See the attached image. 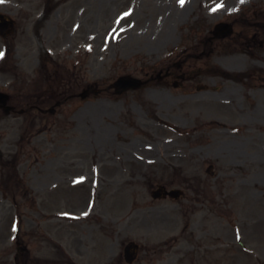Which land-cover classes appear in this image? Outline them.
Wrapping results in <instances>:
<instances>
[{"label": "rangeland", "instance_id": "374dc122", "mask_svg": "<svg viewBox=\"0 0 264 264\" xmlns=\"http://www.w3.org/2000/svg\"><path fill=\"white\" fill-rule=\"evenodd\" d=\"M0 12V264H129L131 240V264H264V0Z\"/></svg>", "mask_w": 264, "mask_h": 264}, {"label": "water", "instance_id": "95a60500", "mask_svg": "<svg viewBox=\"0 0 264 264\" xmlns=\"http://www.w3.org/2000/svg\"><path fill=\"white\" fill-rule=\"evenodd\" d=\"M0 23H3L5 25H7L9 23L12 24L13 22L8 17L3 16V15H0ZM215 30H216L215 31L216 34L219 31L228 32L229 31V27L228 26H225V25H218V26H216ZM138 83H139V80H137V79H132V78H129V77H124V78H121L118 81H116L114 85L119 90V89H123V88H128V87L136 86ZM180 192L181 191L178 190V189H172L171 191L167 192L164 189V187L159 186V188L156 191H153L152 195H153V197H163L167 193L170 196L177 197L178 194H180ZM136 250H137V245L134 244L133 242L129 243L126 246L127 260L129 262H131L135 258V256H136Z\"/></svg>", "mask_w": 264, "mask_h": 264}, {"label": "flooded vegetation", "instance_id": "af4514ba", "mask_svg": "<svg viewBox=\"0 0 264 264\" xmlns=\"http://www.w3.org/2000/svg\"><path fill=\"white\" fill-rule=\"evenodd\" d=\"M166 73H168V69L166 70ZM158 77L161 79L162 78V76L161 75H158ZM146 89L148 90H150V87H148V86H146ZM85 94V93H84ZM86 102H87V100H86ZM86 105V104H85ZM84 105V106H85ZM84 106H80V107H84ZM86 108V107H85ZM112 111H113V108L111 109ZM109 145L110 146H107V149L108 150H113L112 149V147H113V144H112V142H109ZM109 156L111 157V159H117V157L113 154V153H109ZM111 159H109V160H111Z\"/></svg>", "mask_w": 264, "mask_h": 264}, {"label": "snow or ice", "instance_id": "6c2138e0", "mask_svg": "<svg viewBox=\"0 0 264 264\" xmlns=\"http://www.w3.org/2000/svg\"><path fill=\"white\" fill-rule=\"evenodd\" d=\"M0 2H3V0H0ZM185 2V0H180V3H181V5H183V3ZM241 2H243V0H241ZM220 6H222V5H218L217 7H220ZM216 9H213V11H215ZM4 55V53L3 52H0V57H2Z\"/></svg>", "mask_w": 264, "mask_h": 264}]
</instances>
